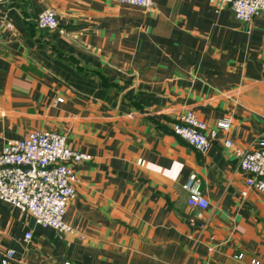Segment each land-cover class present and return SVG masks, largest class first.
Wrapping results in <instances>:
<instances>
[{"label": "crops", "instance_id": "0c3cea01", "mask_svg": "<svg viewBox=\"0 0 264 264\" xmlns=\"http://www.w3.org/2000/svg\"><path fill=\"white\" fill-rule=\"evenodd\" d=\"M153 2L0 8V150L53 130L92 155L72 164L74 232L0 201V264L9 250L8 264H264V194L224 143L253 149L264 137V14L243 22L219 0ZM48 8L56 30L34 22ZM188 109L232 126L201 152L174 130ZM192 174L207 208L188 204Z\"/></svg>", "mask_w": 264, "mask_h": 264}, {"label": "built area", "instance_id": "2783aa9c", "mask_svg": "<svg viewBox=\"0 0 264 264\" xmlns=\"http://www.w3.org/2000/svg\"><path fill=\"white\" fill-rule=\"evenodd\" d=\"M10 1L0 0V8ZM123 1L148 9L154 7L153 0ZM225 5L243 22H250L264 14V0H219V6ZM34 22L43 29L59 28L57 13L51 8L39 13ZM8 27L13 26L8 23ZM231 126L230 116L223 117L215 126H210L193 109H188L175 122L174 130L197 150L206 152L212 142L219 138L220 132H228ZM224 143L234 149L241 169L247 173V185L264 194V137L253 149L235 147L228 137H224ZM91 159V154L70 147L67 136L57 131L32 130L24 138L11 139L0 150V201L31 214L42 226L51 227L57 232L72 233L74 228L64 220L68 206L76 196L77 176L72 164ZM185 187L191 194L189 205L208 207L209 201L195 174L188 178ZM32 238L33 232L27 231L25 239ZM13 255L14 251L9 250L3 264H8V258ZM239 256L242 257L243 254ZM253 264H259V261L253 260Z\"/></svg>", "mask_w": 264, "mask_h": 264}, {"label": "trees", "instance_id": "16d2710c", "mask_svg": "<svg viewBox=\"0 0 264 264\" xmlns=\"http://www.w3.org/2000/svg\"><path fill=\"white\" fill-rule=\"evenodd\" d=\"M40 29H43V28H40ZM43 30H48V29H43Z\"/></svg>", "mask_w": 264, "mask_h": 264}]
</instances>
